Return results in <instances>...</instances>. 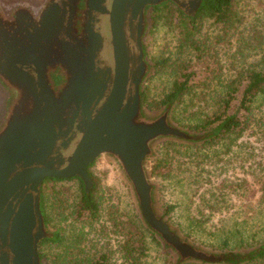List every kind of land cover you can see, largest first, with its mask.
Instances as JSON below:
<instances>
[{"label":"water","instance_id":"water-1","mask_svg":"<svg viewBox=\"0 0 264 264\" xmlns=\"http://www.w3.org/2000/svg\"><path fill=\"white\" fill-rule=\"evenodd\" d=\"M168 1L183 9L179 0L113 1L109 12L115 65L111 93L60 168L53 157L59 140L58 117L62 106L90 89L87 72L79 75L71 71L69 85L63 83L54 95H44V107L22 80L9 77L5 81L12 101L0 123V264L45 263L39 255V244L51 238L53 231L46 226L41 212L43 182L48 178H79L88 192L93 186L89 167L102 157L116 164L130 187L140 218L176 256L175 264H246L262 254V247L214 251L195 244L181 235L160 211L159 185L153 181L149 168V162L158 157V144L173 141L197 145L210 135L177 125L172 119L173 103L151 112L141 97L145 78L153 70L143 51L152 28L151 16L146 11ZM68 97L72 99L65 102Z\"/></svg>","mask_w":264,"mask_h":264},{"label":"rangeland","instance_id":"rangeland-1","mask_svg":"<svg viewBox=\"0 0 264 264\" xmlns=\"http://www.w3.org/2000/svg\"><path fill=\"white\" fill-rule=\"evenodd\" d=\"M238 12L242 22L235 25L230 47L220 45V60L218 62L213 59L212 67L220 61L223 67L220 85L225 84V79L235 71L264 67V0H238ZM166 15V12L162 14L158 26L145 39L144 45L148 52L146 59L153 67L154 61L168 58L178 45V21L173 17L166 19ZM213 24L212 20L205 21L204 29L210 30L205 35L215 40L216 36L222 34V29L213 27ZM236 48L239 55L232 65L233 60H229V57L237 52ZM154 72V69L150 72L144 86L151 97L160 98L169 92L177 74L167 68L155 76ZM207 76L205 72L200 74L196 78V86H206L201 83L206 84ZM149 77L152 78L150 81ZM214 84H218L217 81ZM197 105L202 107L204 104ZM255 107L251 130L234 143L230 150L224 143H214L204 149L175 148L177 150L174 151L170 148L165 151L160 146L165 143L162 142L156 148L158 157L149 162L153 181L159 185L157 196L160 211L164 213L163 208L176 205L177 209L169 220L172 226L193 243L214 251L250 250L264 242V101ZM197 115L193 123L200 119V114V117ZM164 155L174 157L175 168L171 171L162 168L156 175H152L155 162ZM91 172L98 182L102 207L108 211L102 213V220L93 227L73 223L72 218L61 225L76 231L84 227L85 232L94 234L101 225L109 226L107 221L111 213L132 217L138 209L128 183L110 158L98 159ZM244 180L247 182L244 183ZM55 186L57 188H49V193L61 191L60 197L71 200L79 194L77 180L61 182ZM207 201L210 203L208 206L205 205ZM118 239L110 235L109 238L98 240L97 249L108 250L105 246H113ZM159 241L147 239L149 253L145 264H170V256ZM226 241L230 245L228 249H224ZM50 251L54 253L57 249L50 248Z\"/></svg>","mask_w":264,"mask_h":264},{"label":"trees","instance_id":"trees-1","mask_svg":"<svg viewBox=\"0 0 264 264\" xmlns=\"http://www.w3.org/2000/svg\"><path fill=\"white\" fill-rule=\"evenodd\" d=\"M151 12L153 26L150 34L158 26L164 12L168 16L165 17L166 19L173 17L172 19L176 18L178 21L176 51L164 60L154 61V67L150 64V68L155 70L153 76L167 68L171 73L177 74V79L172 83L168 93L160 98H153L144 86L147 79L145 78L141 87L143 103L151 112H157L173 103L174 122L193 132L210 134L204 143L197 145L167 141L160 146L165 151L170 148L176 151L175 148L204 149L214 143H224L230 150L234 143L251 130L255 106L264 101V67L235 71L225 79L226 83L221 85L220 81L223 79L221 61L212 67L213 59L218 62L220 60L221 46L226 44L230 47L235 25L242 22L238 12V0H203L198 14L194 17L186 16L175 5L168 3L153 7ZM207 20L213 21V27L222 29V34L216 36L215 40L212 36L205 35L210 31L204 29V22ZM143 51L145 58H148L146 44L143 45ZM236 51L229 57V60H233L232 65L238 59L237 48ZM204 72L208 76L205 79L206 84H201L206 86H196L198 83L196 78ZM151 79L148 78L149 81ZM215 81L218 84H214ZM200 103L204 105L198 107L197 104ZM196 115L200 119L193 123L192 120ZM94 164L89 167L93 186L88 192L85 190L84 182L79 178L44 181L41 211L46 225L53 231V236L41 242L39 246L41 259L45 261L44 264H145L149 253L147 239L151 238L156 242L161 239L158 240V237L145 226L137 211L132 217L111 213L107 221L109 226L102 223L103 225L94 234L85 232L84 227L76 231L74 228L69 229L61 225L66 223L68 218H72L73 223H83L93 227L102 220V213L108 211L103 209L101 197L98 196V182L91 172ZM173 166H175L174 157L164 155L155 162L152 175H156L162 168L171 171L175 168ZM71 180L79 182V194L76 199L60 197L61 191L49 193L51 186L57 188L55 185ZM245 182L247 180H244ZM209 204V201L205 202V205ZM163 209L164 214L171 220L170 215L177 206L168 205ZM110 235H115L119 239L113 246L109 248L105 246L108 250H98L96 242L109 238ZM229 246V242L226 241L224 249H228ZM256 247L264 249V242ZM50 248H56L57 251L53 253ZM163 248L170 256V264H175L176 256L166 247ZM246 264H264V250L260 256Z\"/></svg>","mask_w":264,"mask_h":264},{"label":"flooded vegetation","instance_id":"flooded-vegetation-1","mask_svg":"<svg viewBox=\"0 0 264 264\" xmlns=\"http://www.w3.org/2000/svg\"><path fill=\"white\" fill-rule=\"evenodd\" d=\"M113 1L0 0V123L12 101L7 78L22 80L44 107V95L56 93L63 83L69 85L71 71L79 75L87 72L90 89L76 99H64L72 100L62 106L63 112L58 117L59 140L53 155L58 168L63 166L67 154L77 146L111 93L115 65L109 12ZM179 1L183 9L173 1L165 3L175 5L189 17L198 14L203 2ZM152 8L146 11L151 19ZM131 54L134 56L133 50ZM131 89L134 92V84Z\"/></svg>","mask_w":264,"mask_h":264}]
</instances>
